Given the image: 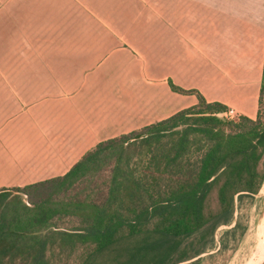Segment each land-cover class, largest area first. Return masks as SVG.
I'll use <instances>...</instances> for the list:
<instances>
[{
  "label": "crops",
  "instance_id": "obj_1",
  "mask_svg": "<svg viewBox=\"0 0 264 264\" xmlns=\"http://www.w3.org/2000/svg\"><path fill=\"white\" fill-rule=\"evenodd\" d=\"M264 0H0V189L208 102L255 120Z\"/></svg>",
  "mask_w": 264,
  "mask_h": 264
},
{
  "label": "trees",
  "instance_id": "obj_2",
  "mask_svg": "<svg viewBox=\"0 0 264 264\" xmlns=\"http://www.w3.org/2000/svg\"><path fill=\"white\" fill-rule=\"evenodd\" d=\"M174 90L198 103L99 143L64 176L0 189V264H204L242 238L236 211L264 184V71L255 120Z\"/></svg>",
  "mask_w": 264,
  "mask_h": 264
},
{
  "label": "rangeland",
  "instance_id": "obj_3",
  "mask_svg": "<svg viewBox=\"0 0 264 264\" xmlns=\"http://www.w3.org/2000/svg\"><path fill=\"white\" fill-rule=\"evenodd\" d=\"M236 115L238 116L237 113ZM237 119L238 117L234 120ZM235 218L240 219L247 227L245 235L236 241L231 238L229 249L218 252L221 249V238L235 223L220 227L215 234V249L201 257L207 258L211 254L218 253L206 259L204 264H262L264 262L261 263L264 258V184L258 194L242 202L236 211Z\"/></svg>",
  "mask_w": 264,
  "mask_h": 264
},
{
  "label": "built area",
  "instance_id": "obj_4",
  "mask_svg": "<svg viewBox=\"0 0 264 264\" xmlns=\"http://www.w3.org/2000/svg\"><path fill=\"white\" fill-rule=\"evenodd\" d=\"M222 116L229 118V119H235L238 117L233 109H230L228 112L222 114Z\"/></svg>",
  "mask_w": 264,
  "mask_h": 264
},
{
  "label": "bare ground",
  "instance_id": "obj_5",
  "mask_svg": "<svg viewBox=\"0 0 264 264\" xmlns=\"http://www.w3.org/2000/svg\"><path fill=\"white\" fill-rule=\"evenodd\" d=\"M264 261V258L262 259L261 263Z\"/></svg>",
  "mask_w": 264,
  "mask_h": 264
},
{
  "label": "water",
  "instance_id": "obj_6",
  "mask_svg": "<svg viewBox=\"0 0 264 264\" xmlns=\"http://www.w3.org/2000/svg\"><path fill=\"white\" fill-rule=\"evenodd\" d=\"M262 264H264V262Z\"/></svg>",
  "mask_w": 264,
  "mask_h": 264
}]
</instances>
